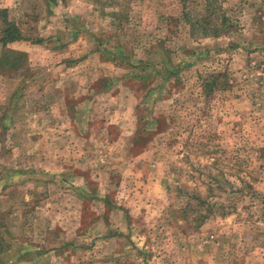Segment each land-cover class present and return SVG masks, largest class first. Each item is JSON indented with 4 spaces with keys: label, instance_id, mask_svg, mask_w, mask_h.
Instances as JSON below:
<instances>
[{
    "label": "rangeland",
    "instance_id": "rangeland-1",
    "mask_svg": "<svg viewBox=\"0 0 264 264\" xmlns=\"http://www.w3.org/2000/svg\"><path fill=\"white\" fill-rule=\"evenodd\" d=\"M0 8V264H264V0Z\"/></svg>",
    "mask_w": 264,
    "mask_h": 264
},
{
    "label": "trees",
    "instance_id": "trees-1",
    "mask_svg": "<svg viewBox=\"0 0 264 264\" xmlns=\"http://www.w3.org/2000/svg\"><path fill=\"white\" fill-rule=\"evenodd\" d=\"M0 22L3 26L2 36L0 38L1 44H6L22 39L21 32L15 24L7 19V12L0 8Z\"/></svg>",
    "mask_w": 264,
    "mask_h": 264
}]
</instances>
